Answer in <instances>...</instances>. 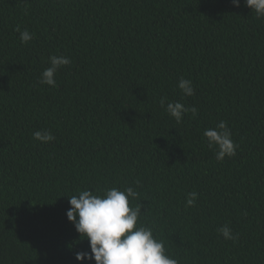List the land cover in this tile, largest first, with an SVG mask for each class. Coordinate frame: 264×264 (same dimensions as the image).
Here are the masks:
<instances>
[{"label": "trees", "instance_id": "trees-1", "mask_svg": "<svg viewBox=\"0 0 264 264\" xmlns=\"http://www.w3.org/2000/svg\"><path fill=\"white\" fill-rule=\"evenodd\" d=\"M51 55L72 61L54 87ZM176 101L198 114L177 123ZM222 120L239 146L218 161L203 132ZM129 186L178 264H264V17L245 0H0V264H95L75 257L90 247L69 196Z\"/></svg>", "mask_w": 264, "mask_h": 264}, {"label": "clouds", "instance_id": "clouds-1", "mask_svg": "<svg viewBox=\"0 0 264 264\" xmlns=\"http://www.w3.org/2000/svg\"><path fill=\"white\" fill-rule=\"evenodd\" d=\"M237 7L240 0H232ZM257 18L264 17V0H245ZM20 32V40L28 43L34 33L27 29ZM50 66L45 68L39 80L40 84L56 86L55 74L66 65L71 64V58L67 56L51 55ZM178 87L184 96H193L195 89L190 79H180ZM167 97L160 100L161 107L165 106ZM167 113L175 118L177 123L182 122L183 114L190 112L193 117L198 114L195 106L186 107L183 103L168 102ZM207 138L208 146L215 149L216 160L236 155L238 144L232 139V131L227 121H220L215 128H207L203 132ZM33 138L43 143L55 140L51 131H36ZM137 186L140 182L136 181ZM139 193L133 187L123 190L117 187L99 190L96 194L92 190H79L78 195L69 196L71 207L66 215L74 224L81 239L89 242L90 251L81 250L75 253L78 261H94L95 264H178V261L166 253L163 240L154 236L153 229L143 223H139L141 206L130 207L129 198L137 199ZM198 198L197 192L188 193L185 208L195 206ZM227 240H237L232 229L223 225L217 229Z\"/></svg>", "mask_w": 264, "mask_h": 264}]
</instances>
